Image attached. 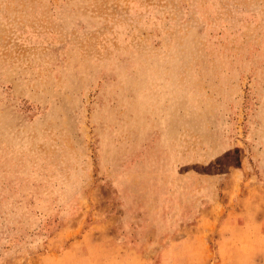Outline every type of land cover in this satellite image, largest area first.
I'll return each instance as SVG.
<instances>
[{"label":"rangeland","instance_id":"374dc122","mask_svg":"<svg viewBox=\"0 0 264 264\" xmlns=\"http://www.w3.org/2000/svg\"><path fill=\"white\" fill-rule=\"evenodd\" d=\"M0 264H264V0H0Z\"/></svg>","mask_w":264,"mask_h":264}]
</instances>
